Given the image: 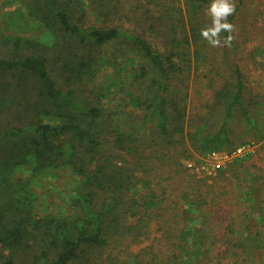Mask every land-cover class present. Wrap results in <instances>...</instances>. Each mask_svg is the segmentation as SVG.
I'll return each mask as SVG.
<instances>
[{
    "label": "trees",
    "instance_id": "1",
    "mask_svg": "<svg viewBox=\"0 0 264 264\" xmlns=\"http://www.w3.org/2000/svg\"><path fill=\"white\" fill-rule=\"evenodd\" d=\"M207 1L194 0L193 6L201 8ZM84 4L85 0L29 3V15L54 35L51 49L54 47L57 55L72 44L77 49L58 64L62 82L53 75L56 65L45 55V45L11 34L1 39L4 47L18 53L0 58V115L15 102L12 93L19 92L28 121L0 125V264H210L214 259L209 255L213 252L208 236L212 230L206 225L215 217L218 186L201 184L211 176L192 172L179 161L174 149V134L183 131L185 117L174 84L182 69L174 57H185L178 50L183 40L173 41L175 49L164 53L142 35L118 27L87 26ZM112 43L124 44L139 57L136 72L127 68L114 82L129 80L135 85L137 92L128 89L125 100L145 111L142 121L156 133L152 145L143 144L147 136L133 133L131 126L121 129L118 125L115 139H104V121L107 117L114 120L119 113L115 109L105 114L102 108L81 99L74 87L95 80L102 63L99 49ZM110 64L118 66L119 61L115 58ZM234 76L236 82L220 129L213 136L193 140L201 142L196 147L201 152L229 142L225 121L234 107L244 105L238 64ZM105 87L108 92L110 84L105 83ZM107 146L110 153L105 151ZM25 165L33 167L34 176L59 168H68L76 176L71 215H36L33 199L14 179ZM232 166L233 176L241 177L243 165ZM167 171L172 173L170 179L179 175L182 185L168 181ZM186 171L198 179H191ZM236 179L239 188H244ZM136 183H142L140 189ZM245 198L250 209L244 211L239 224L231 220L226 225L219 241L227 247L224 245L219 257L228 264V253L232 252L236 260L229 264H239L237 259L240 264H264V213L253 211L254 195ZM199 210L204 213L201 226L186 223L179 227L184 216L188 222ZM230 233L237 244L234 251L224 239ZM173 237L178 245L173 243L170 253L166 244ZM191 237L203 246H192ZM138 244L145 245L132 250ZM252 257L258 258L256 263Z\"/></svg>",
    "mask_w": 264,
    "mask_h": 264
},
{
    "label": "rangeland",
    "instance_id": "2",
    "mask_svg": "<svg viewBox=\"0 0 264 264\" xmlns=\"http://www.w3.org/2000/svg\"><path fill=\"white\" fill-rule=\"evenodd\" d=\"M31 1L0 0V58H12L18 53V50H13L11 46L7 48L2 45V36L11 34L34 40L47 47L45 55L56 65L53 68V75L62 82L64 77L60 78L58 75V64L65 55L77 49L72 44L62 49L60 55H57L54 47L51 49L55 37L39 20L29 15ZM193 2L194 0H85L82 10L86 12L85 25L118 27L129 33L142 35L152 43L154 49L164 53L175 49L173 41L183 40L178 50L181 54L184 53L185 57L183 58V55V59L179 55L174 57L182 66L176 73L174 84L179 100H182L181 104L185 107V117L183 131L174 134V149L181 163L193 161L200 166L204 164L207 169L201 173L202 175L212 177L215 175L212 172L214 168L218 169L215 178L210 177L200 182L204 183V186L213 184L218 186L216 195L220 199L216 202L214 220L206 225L212 230L208 235L209 249L213 251L209 255L214 258L210 264H227V261L219 257L227 247L219 239L231 220L239 224L244 211L250 209L251 203L245 197L254 195L256 199L253 211L261 210L264 213V0H235L236 12L228 18L235 25V31L232 33L235 39L231 47H212L201 37L200 29L211 25V17L206 14L211 0L201 8H194ZM225 36L226 32H222L221 38ZM99 56H102V63L95 80L76 83L74 87L80 93L81 99L102 108L105 114L115 109V112L119 113L114 120L107 117L104 121L102 128V132L106 133L103 134L104 139H115L114 128L118 131V125L121 129L131 126L133 133L147 136L143 144L152 145L156 133L150 125L143 123L145 111L125 100V92L128 89L137 92L135 85L129 80L123 84L114 82L115 77L119 73L124 74L127 68L136 70L135 67L139 63L138 55L133 50H128L122 43H112L99 49ZM115 58L119 61L118 66L110 64ZM235 64L239 65L242 72L244 105L234 107L225 121L228 144L219 149L201 152L196 148L201 146V142L193 140L213 136L220 129L236 82ZM105 83L110 84L108 92ZM12 97L15 102L10 109L0 115V125H23L28 121L19 92H13ZM20 110H22L20 115H16ZM223 138L220 136L221 140ZM159 144L164 145V141H160ZM241 145L249 146L241 153L235 152L236 147ZM105 151L110 153L111 147L107 146ZM213 152L222 155L228 153L229 158L211 160L212 157L209 156ZM233 163L243 165L241 171L239 170V174L242 172L241 177L233 176L231 172ZM32 172L33 167L25 165L16 173L14 179L20 181L33 199L36 215H71L72 189L77 182L76 176L68 168L55 169L41 176H34ZM171 174L167 171L165 175L168 181L174 186L182 185L181 177L178 175L170 179ZM190 177L193 180L198 179L193 174ZM236 178L242 181L244 188H239ZM136 184L137 189H140L142 183ZM248 188H252L253 192L245 194L244 191ZM197 213L194 215L195 219L188 222L184 216L185 221L183 220L181 224L179 221V227L184 228L186 223L201 226V214L204 213L200 210ZM152 227L156 228L155 225ZM224 239H227L229 249L236 250L237 244L231 233L226 234ZM173 243L178 245L177 237H173L166 244L170 253L175 246ZM189 243L195 248L203 246L202 242L199 243L193 237L189 239ZM144 245H134L132 250L138 251ZM228 254L229 264L234 254L232 252ZM218 259L221 263H218ZM252 259L255 263V260H258L257 257ZM236 262L241 263L239 259Z\"/></svg>",
    "mask_w": 264,
    "mask_h": 264
},
{
    "label": "clouds",
    "instance_id": "3",
    "mask_svg": "<svg viewBox=\"0 0 264 264\" xmlns=\"http://www.w3.org/2000/svg\"><path fill=\"white\" fill-rule=\"evenodd\" d=\"M236 12L235 0H211L207 8V15L211 17V25L201 28L200 35L212 47H231L235 39V25L229 22V16ZM229 35L221 38V33Z\"/></svg>",
    "mask_w": 264,
    "mask_h": 264
},
{
    "label": "built area",
    "instance_id": "4",
    "mask_svg": "<svg viewBox=\"0 0 264 264\" xmlns=\"http://www.w3.org/2000/svg\"><path fill=\"white\" fill-rule=\"evenodd\" d=\"M246 146H249V145H241V146L237 147L234 151L241 153V152L245 151ZM209 157H212L211 160H216L218 158H221V159L229 158V155H228V153H226V155H222L221 153L213 152L212 155ZM185 164L188 168H190L191 171L196 172V173H202V172L206 171V169H207L204 164H202L200 166V164L197 165L193 161H187V163H185Z\"/></svg>",
    "mask_w": 264,
    "mask_h": 264
},
{
    "label": "crops",
    "instance_id": "5",
    "mask_svg": "<svg viewBox=\"0 0 264 264\" xmlns=\"http://www.w3.org/2000/svg\"><path fill=\"white\" fill-rule=\"evenodd\" d=\"M214 170H215V171H214ZM214 170H213L212 172H213V174H215V175H216V174H217V170H218V169H217V168H214ZM207 176L209 177V176H211V175H207ZM209 178H210V177H209Z\"/></svg>",
    "mask_w": 264,
    "mask_h": 264
}]
</instances>
